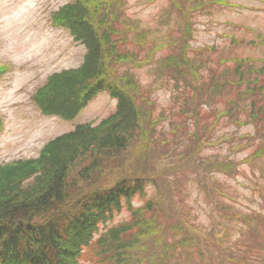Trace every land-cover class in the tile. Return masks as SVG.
Returning <instances> with one entry per match:
<instances>
[{
  "label": "rangeland",
  "instance_id": "rangeland-1",
  "mask_svg": "<svg viewBox=\"0 0 264 264\" xmlns=\"http://www.w3.org/2000/svg\"><path fill=\"white\" fill-rule=\"evenodd\" d=\"M75 1L81 3L80 12L86 9L94 18L98 34L108 36L103 41L108 76L138 103L143 130L156 129L148 140L140 130L133 131L125 151L103 155V170L156 176L147 193L132 200L133 206L155 200L159 187L164 194L157 197L160 203L168 209L177 204L173 209L179 222L194 223H185V228L190 238H201L196 264H264V256L254 253H264V220H254L264 217V0H0V184L16 171H4L6 167L39 159L49 142L82 132L88 123L90 130L118 111L117 99L107 91L65 103L81 95L83 83L59 80L85 65L88 53L82 34L62 20ZM80 21L78 25H85ZM118 37L123 40L116 42ZM113 42L117 51L110 48ZM182 52L195 62V73L182 76L168 70L173 63L169 59L180 58ZM239 62L245 73L236 71ZM214 79L225 85L215 89ZM53 80L59 84H53L46 99L54 101L55 108L47 106L55 111L45 113L38 96ZM194 84V90L188 87ZM70 89L71 97L60 96ZM253 102L261 109L256 118L250 112ZM235 103L240 109H230ZM237 110L240 123L227 119ZM118 123L114 119L112 125ZM207 160L217 162L219 169H203ZM228 160L230 169H225L222 161ZM42 173L2 185L8 195L19 192L17 199H26L23 192L40 190ZM168 196L170 203L164 201ZM130 213L123 208L100 236L130 221ZM247 230L251 251L236 260L231 249ZM97 241L83 246L80 264H175L154 258L153 240L139 247L134 236L123 240L132 246L121 249L120 260ZM111 243L116 250L117 242Z\"/></svg>",
  "mask_w": 264,
  "mask_h": 264
},
{
  "label": "trees",
  "instance_id": "trees-1",
  "mask_svg": "<svg viewBox=\"0 0 264 264\" xmlns=\"http://www.w3.org/2000/svg\"><path fill=\"white\" fill-rule=\"evenodd\" d=\"M71 4L73 5L68 7V9L71 8L70 14L67 15L65 11L62 20L64 24L73 28L75 34H82L81 37L87 46L88 53L85 65L83 63L76 71L63 73H67L65 79L59 80L67 81L65 84L75 81L72 83L73 86L78 84V81L83 83L82 96L69 98L65 103L76 104L80 99L88 100L96 93L107 91L117 99L118 111L90 130H86L91 127L89 123L81 129L82 132H73L49 142L42 150L39 159L18 162L6 167L4 171H16L13 172V177L5 176L6 179L0 184V264H80L83 246L96 239L97 244L113 249L115 256H119L118 260H120L121 249L132 246L131 242L123 240H129L131 236H134L135 242H138L137 247L141 242L146 244L153 240L154 258L158 261L165 262L167 259L175 264H184L179 255L181 254L187 260L185 264H196L197 250L201 246L198 241L201 238L200 236L196 239L190 238L185 228V223H194L192 221L179 222L173 209H178L177 204L168 209L164 206L165 202L160 203L157 197L162 199L161 196L164 194L159 193V187H157L155 200L143 207L133 206L132 200L136 196L145 195L147 187L156 176L152 177L148 174L134 176L127 169L115 168L105 171L102 168L103 155L107 157L108 154L112 156V154L125 151L129 145L128 140H131L136 130H140V135L148 140L150 133L156 134L154 132L156 129L153 132L149 129L143 130L145 122L142 120L138 103L133 100L132 95L126 89L110 78L111 75L108 76L109 55H107L106 50L108 49L103 42L108 37L107 34L105 32L101 36L98 34L97 29H94V18L85 13L86 9L79 11L81 4L79 1ZM80 18L84 19L85 25H78L76 21H80ZM108 33L114 35L116 32L109 30ZM118 38L116 42L123 40V37ZM110 48L112 51L118 50L115 42ZM169 62H173L171 65L167 64L169 71L178 72L182 76L191 74V71L195 73V62L184 52L180 58L169 59ZM243 67L244 63L239 62L236 71L245 73ZM63 74L55 75V77ZM213 82L215 89L225 85L221 81V84H217L216 79ZM50 84L44 86L40 90L43 94L38 96V102L45 113L55 111L49 110V107L55 108L54 101L50 104V99L46 97L51 92V88L52 90L55 88L53 84L59 83L53 80ZM188 87L194 90L195 84ZM71 92L70 89L59 95L63 98L71 97ZM186 96L189 98L190 93ZM256 105L254 103L253 110H250L252 118H256L257 112L261 111ZM234 107L239 108V105L235 103L230 109L233 110ZM238 111L232 113L227 119L240 123V120L235 118V113ZM114 119L119 121L116 126L112 125ZM198 128L200 130V126L197 125ZM194 135H197L196 131ZM229 137L224 138H228L226 141H229ZM111 146L113 147L110 149ZM112 149H117V151L111 152ZM260 152H263L262 147L258 149V155ZM88 159L89 161L86 162ZM222 162L225 169H230L229 160ZM211 163L213 162L205 161L202 164L203 169L217 171L220 165L217 162L210 165ZM3 168L0 166V170ZM33 172L40 174L43 172L38 184L40 190L37 193L23 192L22 195H27L26 199L21 198L20 200L17 199L19 192L13 196L8 195V188L2 184L7 181L6 184L10 187L16 182L19 183L25 175ZM168 197L169 199L164 198V201H169V203L173 201L171 196ZM125 207L131 211V220L109 229L106 233L103 232L104 236H100L101 228L107 226V222ZM254 220L263 221L264 217L256 216ZM252 229L254 230V227ZM249 230L231 249V255L236 260L245 258L244 254L251 251L249 242L245 238ZM112 240L117 242L116 250L111 243ZM240 242L243 243L242 249H239ZM106 251L109 252V250ZM254 253L264 256V253L259 254L255 249Z\"/></svg>",
  "mask_w": 264,
  "mask_h": 264
}]
</instances>
